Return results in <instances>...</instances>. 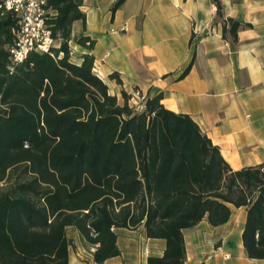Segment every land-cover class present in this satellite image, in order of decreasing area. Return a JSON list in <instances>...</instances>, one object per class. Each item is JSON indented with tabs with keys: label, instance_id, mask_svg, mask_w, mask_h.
<instances>
[{
	"label": "trees",
	"instance_id": "obj_1",
	"mask_svg": "<svg viewBox=\"0 0 264 264\" xmlns=\"http://www.w3.org/2000/svg\"><path fill=\"white\" fill-rule=\"evenodd\" d=\"M213 2L236 46L243 23L226 16L223 0ZM83 4L48 0L56 43L14 62L18 16L0 3V264H70V227L93 248V264H106L121 253L117 229L140 225L166 240L148 264H186L184 230L206 217L227 223L232 205L248 207L246 252L264 259V164L233 169L162 93L141 111L127 92L123 101L111 93L94 55L78 61L70 45L74 22L86 20ZM78 41L94 46L89 36Z\"/></svg>",
	"mask_w": 264,
	"mask_h": 264
},
{
	"label": "crops",
	"instance_id": "obj_2",
	"mask_svg": "<svg viewBox=\"0 0 264 264\" xmlns=\"http://www.w3.org/2000/svg\"><path fill=\"white\" fill-rule=\"evenodd\" d=\"M116 1L84 0L86 20L74 22L70 41L75 59L93 54L96 73L121 101L136 88L148 97L162 93L164 105L191 115L233 169L264 164V0H223L226 16L243 23L236 46L224 38L213 0H126L113 11ZM81 36L94 46L79 43ZM232 209L223 225L206 217L184 230L186 264H264L244 245L248 207ZM69 229L81 242L74 259L70 249V264H93V248ZM117 233L121 253L106 264H148L166 249L144 225Z\"/></svg>",
	"mask_w": 264,
	"mask_h": 264
},
{
	"label": "built area",
	"instance_id": "obj_3",
	"mask_svg": "<svg viewBox=\"0 0 264 264\" xmlns=\"http://www.w3.org/2000/svg\"><path fill=\"white\" fill-rule=\"evenodd\" d=\"M7 9L13 10L18 16L16 41L11 47L14 62H22L32 49L49 51L56 43L52 35L48 20L55 14L48 6V0H0ZM127 25L113 28L112 33L124 32ZM148 96L136 88L129 99V103L137 111L145 108Z\"/></svg>",
	"mask_w": 264,
	"mask_h": 264
},
{
	"label": "rangeland",
	"instance_id": "obj_4",
	"mask_svg": "<svg viewBox=\"0 0 264 264\" xmlns=\"http://www.w3.org/2000/svg\"><path fill=\"white\" fill-rule=\"evenodd\" d=\"M69 237L71 239V253L74 259V252H77L78 247H81V242L78 236H76V234L74 233L73 229H69ZM88 254V253H86Z\"/></svg>",
	"mask_w": 264,
	"mask_h": 264
}]
</instances>
